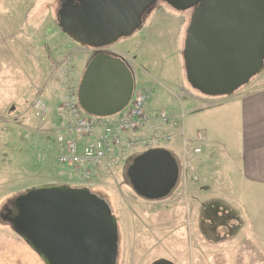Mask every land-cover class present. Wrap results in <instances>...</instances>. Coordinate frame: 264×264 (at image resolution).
Returning <instances> with one entry per match:
<instances>
[{"label": "rangeland", "instance_id": "obj_1", "mask_svg": "<svg viewBox=\"0 0 264 264\" xmlns=\"http://www.w3.org/2000/svg\"><path fill=\"white\" fill-rule=\"evenodd\" d=\"M57 10L58 0H0V214L3 205L26 190L80 183L57 164L56 137L62 122L58 108L63 71L69 67L65 77L77 90L94 50L78 45L59 29ZM186 30L187 16L161 8L131 37L108 48L129 67L135 88L152 90L147 110L175 118L171 126L177 127L178 135L170 132L172 140L163 148L177 163L176 186L161 200L136 196L125 168L140 151L127 153L125 161L86 185L110 207L115 219L114 264L156 260L215 264L220 258L225 259L223 264H264V201L258 200L264 195L254 198L259 194L240 182V155L235 149L238 117L227 107L203 114L189 111L196 106L193 97L229 96H207L188 83L182 57ZM257 81L256 87L264 86V70L240 89H251ZM38 99L48 108L44 119L33 110ZM182 114L183 120H177ZM201 129L206 130L209 144L191 143L183 151L182 140H195ZM195 147L202 149L197 155L192 153ZM252 201L263 204L259 213L248 206ZM248 213L258 214L251 220ZM0 264H43L1 216Z\"/></svg>", "mask_w": 264, "mask_h": 264}, {"label": "water", "instance_id": "obj_2", "mask_svg": "<svg viewBox=\"0 0 264 264\" xmlns=\"http://www.w3.org/2000/svg\"><path fill=\"white\" fill-rule=\"evenodd\" d=\"M75 1L77 8L67 14L63 8L58 11V25L82 47L112 46L142 27L139 16L144 0ZM182 57L188 83L201 94L230 96L247 85L264 70V0H207L191 18ZM133 90L129 67L119 57L98 52L85 67L76 98L86 115L107 118L127 106ZM178 177L176 161L163 148L139 154L126 169L134 194L148 201L167 197ZM67 190L62 185L31 190L30 202L42 223L34 239L17 225L19 236L43 264H114L115 219L103 210L83 211L64 195ZM47 211L52 214V228L58 230L45 223ZM151 264L173 263L156 260Z\"/></svg>", "mask_w": 264, "mask_h": 264}, {"label": "built area", "instance_id": "obj_3", "mask_svg": "<svg viewBox=\"0 0 264 264\" xmlns=\"http://www.w3.org/2000/svg\"><path fill=\"white\" fill-rule=\"evenodd\" d=\"M69 66V64L67 65ZM69 67L63 71L59 115L61 125L57 129L56 144L60 150L57 164L69 178L81 183L93 181L101 173L117 166L127 153L162 148L171 142L172 135L166 131L174 121L162 111L147 110L151 100L150 88H134L127 106L111 120L88 116L80 109L76 99V89L70 84L67 75ZM33 110L44 119L48 108L41 99L33 102ZM108 118V117H107ZM184 115L179 117L183 120ZM203 136L198 134L194 141L182 140V150L189 145L199 144ZM198 147L192 149L197 155Z\"/></svg>", "mask_w": 264, "mask_h": 264}, {"label": "crops", "instance_id": "obj_4", "mask_svg": "<svg viewBox=\"0 0 264 264\" xmlns=\"http://www.w3.org/2000/svg\"><path fill=\"white\" fill-rule=\"evenodd\" d=\"M257 84L258 81L254 83L253 88L245 89V87L242 90L239 89L236 93L225 99L193 97L192 103L196 106L192 105L189 110L198 112L199 114L210 112L218 107H227L234 110L239 120V124L236 127L238 132L235 144L237 151L235 152L240 155L238 156L237 164L238 174L241 178L240 182L244 187L259 194H256L257 196L254 195V198H259L258 196L262 194L264 195V86L260 85L261 87L258 86V88L256 87ZM166 131L168 133L171 132L175 136L178 135L177 127L168 126ZM198 131H200L198 134L203 135V142L209 144L206 130L201 129ZM201 189L205 191L206 188L202 187ZM258 200L264 201V196ZM251 204L248 206L251 209L258 210L259 213L260 207L263 204L260 202H253ZM258 213H248L246 216L252 220L257 217ZM255 240L259 241V238ZM228 256L230 255L226 252V257ZM224 260L220 258V261L215 264H223Z\"/></svg>", "mask_w": 264, "mask_h": 264}, {"label": "flooded vegetation", "instance_id": "obj_5", "mask_svg": "<svg viewBox=\"0 0 264 264\" xmlns=\"http://www.w3.org/2000/svg\"><path fill=\"white\" fill-rule=\"evenodd\" d=\"M145 7L141 10L140 20L142 25L145 23L146 19L153 14V12L162 8L163 11L171 15H176L180 17L187 16V28L190 24L191 18L199 10L205 7L207 0H144ZM188 6V8H181ZM190 6V7H189ZM63 8V14H67L74 8H77V3L75 0H58V10H57V25H58V11ZM137 13L139 11L137 10ZM59 27V25H58ZM60 29V28H59ZM108 47L94 50V55L98 52H103L105 54L112 55L108 51ZM93 55V56H94ZM115 56V55H113ZM117 57V56H116ZM65 186V185H62ZM68 190L64 192L66 197L71 198L75 204L81 208L83 211H97L103 210L105 216H111L110 207L105 204L99 197L93 194L90 190V186L86 184H75L67 186ZM33 189L26 190L23 193H19L15 198L11 199L8 203L3 205V213L0 214L2 221L9 227V229L22 241H24L18 233L16 226L20 227V232L30 235L31 239H34L35 234L38 233V226L41 225V221L38 220L39 211L33 207L30 202V191ZM52 214L46 212L45 223L48 228L51 227L52 230H58L57 228H52ZM25 243V242H24ZM26 244V243H25ZM27 245V244H26Z\"/></svg>", "mask_w": 264, "mask_h": 264}, {"label": "trees", "instance_id": "obj_6", "mask_svg": "<svg viewBox=\"0 0 264 264\" xmlns=\"http://www.w3.org/2000/svg\"><path fill=\"white\" fill-rule=\"evenodd\" d=\"M125 172H126V168H125ZM126 176V175H125ZM126 181H127V183H128V180H127V178H126ZM128 185H129V183H128ZM130 186V185H129Z\"/></svg>", "mask_w": 264, "mask_h": 264}]
</instances>
